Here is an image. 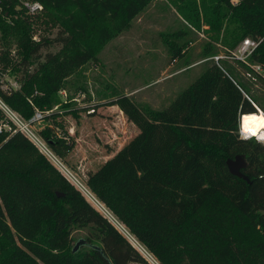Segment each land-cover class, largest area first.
I'll use <instances>...</instances> for the list:
<instances>
[{
	"label": "trees",
	"instance_id": "obj_1",
	"mask_svg": "<svg viewBox=\"0 0 264 264\" xmlns=\"http://www.w3.org/2000/svg\"><path fill=\"white\" fill-rule=\"evenodd\" d=\"M24 1L43 10L31 15ZM155 1L0 0V101L24 125L43 123L38 136L61 161L76 145L63 118H80L61 92L84 90L73 76ZM165 2L181 23L165 35L173 58L191 42L179 38L203 31L211 40L200 74L161 108L106 97L100 105L117 106L139 134L88 175L89 190L66 170L135 247L0 106L10 126L0 133V264H150L142 254L155 264H264V143L239 134L240 115L264 112V72L253 69L264 70V0ZM57 24L54 39L34 40ZM246 38L260 41L247 63L236 61L246 73L213 59L217 45L233 52ZM238 155L251 183L228 169ZM77 230L88 235L74 253Z\"/></svg>",
	"mask_w": 264,
	"mask_h": 264
},
{
	"label": "rangeland",
	"instance_id": "obj_2",
	"mask_svg": "<svg viewBox=\"0 0 264 264\" xmlns=\"http://www.w3.org/2000/svg\"><path fill=\"white\" fill-rule=\"evenodd\" d=\"M232 1L237 2V0ZM179 27H181V23L175 11L169 9L165 1L157 0L145 14L135 20L131 28L120 33L102 51L98 61L90 62L73 76L72 79L76 84L84 85L85 89L71 93L64 90L60 94L62 100H69L73 108L80 109L78 120L73 116L63 118L67 130L76 143L74 150L64 161L58 159L48 149L45 142L39 138L38 131L44 127L43 123L37 122L32 126L24 125L13 112L5 109L8 118L48 156L77 189L80 190V187L69 178L64 172L65 170H68L87 187L88 175L97 172L139 134V129L128 121L117 106L100 105L107 102L106 97L115 95L114 92L117 91L132 96L139 103H148L154 108H161L168 103L170 97L189 85L200 74L202 67L194 66L201 63L199 59L204 45L211 40L203 31L193 32L183 40L179 38L177 41L189 39L191 42L183 57L173 58L165 44V35ZM58 31V24L50 31L40 30L35 34L34 40H40V33L54 39ZM217 47L220 52L213 57L216 62L218 61L215 57H224L221 60L229 61L240 72L246 73L235 60L228 58L230 51L221 48L220 45ZM60 48H53L52 51L57 52ZM188 63H192L191 66L187 67ZM190 67L193 68L190 69ZM263 72L264 70L261 68L260 73ZM246 77L249 78L247 74ZM4 79L12 85L17 84L11 77L4 76ZM4 88H7L6 84ZM0 106H2L1 103ZM2 107L4 108V106ZM2 122L0 121V125ZM9 127L6 124V129ZM241 131V127H239L240 136H242ZM80 191L92 204L90 198L85 195V193L88 196L89 194L84 190ZM96 209L102 213L98 208ZM103 212L111 218L105 209ZM104 216L131 243L130 234L126 228V232L121 231L118 224L116 225L120 229L106 215ZM87 235L88 230H77L73 233L75 240L85 239ZM142 256L152 264L143 254Z\"/></svg>",
	"mask_w": 264,
	"mask_h": 264
},
{
	"label": "built area",
	"instance_id": "obj_3",
	"mask_svg": "<svg viewBox=\"0 0 264 264\" xmlns=\"http://www.w3.org/2000/svg\"><path fill=\"white\" fill-rule=\"evenodd\" d=\"M22 5L27 10V12L31 15L38 14L39 12L43 10V5L39 2L24 1ZM259 44H260V41L253 40L251 38H246L233 52H230V55H228V58H232L235 61H241V62L247 63L249 57L258 48ZM223 58L224 57H215V59L218 62L219 60ZM253 69L258 73L261 72V66L259 65H254ZM0 103L2 104L1 101ZM2 106H4V108ZM2 106L1 107L4 110L7 109L8 111H10L5 105L2 104ZM41 118H42V114L37 113L35 120H40ZM3 128H6V125L4 126L0 125V133L3 131ZM241 135H242L241 137H243L244 139L251 138V137H246L247 135L243 134L242 131H241Z\"/></svg>",
	"mask_w": 264,
	"mask_h": 264
},
{
	"label": "bare ground",
	"instance_id": "obj_4",
	"mask_svg": "<svg viewBox=\"0 0 264 264\" xmlns=\"http://www.w3.org/2000/svg\"><path fill=\"white\" fill-rule=\"evenodd\" d=\"M241 130L248 137H257L264 142V112L260 111L245 115L241 124ZM64 172L70 177L66 170Z\"/></svg>",
	"mask_w": 264,
	"mask_h": 264
},
{
	"label": "water",
	"instance_id": "obj_5",
	"mask_svg": "<svg viewBox=\"0 0 264 264\" xmlns=\"http://www.w3.org/2000/svg\"><path fill=\"white\" fill-rule=\"evenodd\" d=\"M256 111L260 112V109L256 107ZM245 115H240L239 117V127H241L243 118ZM227 166L230 171V173L236 177L242 178L243 180L247 181L248 183H251L250 179L242 173V169L246 167V161L245 159L241 156L238 155L236 158L233 159H228L227 160ZM58 197H64V194L57 193ZM86 244V241L84 239H79L77 243L75 244V247L73 249V252L76 253L82 246Z\"/></svg>",
	"mask_w": 264,
	"mask_h": 264
},
{
	"label": "crops",
	"instance_id": "obj_6",
	"mask_svg": "<svg viewBox=\"0 0 264 264\" xmlns=\"http://www.w3.org/2000/svg\"><path fill=\"white\" fill-rule=\"evenodd\" d=\"M162 2L165 1V0H161ZM123 113V112H122Z\"/></svg>",
	"mask_w": 264,
	"mask_h": 264
}]
</instances>
